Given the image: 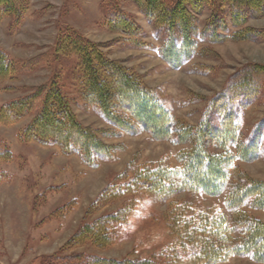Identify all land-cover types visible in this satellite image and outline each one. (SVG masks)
<instances>
[{
    "label": "rangeland",
    "instance_id": "rangeland-1",
    "mask_svg": "<svg viewBox=\"0 0 264 264\" xmlns=\"http://www.w3.org/2000/svg\"><path fill=\"white\" fill-rule=\"evenodd\" d=\"M26 2L27 12L18 25L13 24L12 17L0 19V50L15 69L11 76L0 78V109L54 80L70 100L82 127L113 134L103 141L112 151L110 160L90 167L77 154L67 155L53 145L22 141L20 134L39 112V101L19 121L0 123V264H69L57 258L73 254L118 261L153 260L156 264H212L208 254H202L204 251L198 247L203 236L197 234V226L200 219L223 211L225 195L184 192L160 203L148 192L129 190L87 211L107 186L121 184L119 179L130 164L133 169L161 164L176 168L177 156L189 146L174 142V135L159 141L144 131L120 134L107 124L96 109L83 102L77 55L68 44L57 49L58 37L64 30L74 31L98 45L107 59L120 63L153 93L176 130L198 128L209 101L227 84L247 78L258 81L260 97L239 110L241 132L247 133L264 118V74L251 67L264 65V16L249 18L243 27L262 30L260 40H241L242 34L236 38L232 34L241 29L229 26L218 44L192 39L195 57L183 65H173L161 59L165 37L156 32L136 0H119V6L143 31L136 37L106 27L103 0ZM210 18L208 10L196 17L199 32ZM30 60L38 62L29 70L22 69ZM129 121L137 124L132 118ZM204 139L210 153L223 155L213 139ZM223 150L228 158L233 155L229 145ZM227 168L231 181L242 176L264 183V154L250 162L232 159ZM172 204L188 207L179 213L171 211ZM121 209L127 212L125 221L114 231L112 243L104 248L89 242L66 246L82 224ZM169 213L178 218L174 226ZM246 213L264 224V211L246 209ZM192 233L195 240L190 238ZM194 247L199 253L191 256ZM221 264L257 263L230 257Z\"/></svg>",
    "mask_w": 264,
    "mask_h": 264
},
{
    "label": "trees",
    "instance_id": "trees-1",
    "mask_svg": "<svg viewBox=\"0 0 264 264\" xmlns=\"http://www.w3.org/2000/svg\"><path fill=\"white\" fill-rule=\"evenodd\" d=\"M136 1L156 32L165 37L161 59L168 63L172 61L173 65H183L195 57V42L192 39L198 37L218 44L229 26L241 29L232 34L236 38L242 34L241 40L258 41L263 37L262 30L243 27L249 18L264 16V0ZM103 2L108 29L129 37L143 35L142 29L119 6V0ZM27 7L26 0H0V19L12 17L13 24L18 25ZM205 10L211 13V18L204 30L199 32L196 17ZM67 44L77 55L82 100L96 109L107 124L120 134L144 131L159 141L170 140L174 135V142L189 146L177 156L176 168L161 164L133 169V164H130L119 179L121 184L107 186L87 211L98 209L129 190L148 192L160 203H166L184 192L215 197L225 195L223 211L198 221L197 234L203 236L199 249L204 251L202 254H208L207 259L212 264H221L230 257L248 258L254 263L264 264V224L246 213V209L264 211V183L237 175L231 181L226 173L230 160L250 162L264 154V118L247 133L241 132L239 123V110L260 97L258 81L247 78L236 84H227L209 101L203 113L204 121L198 128L176 130L153 93L144 89L120 63L107 59L98 45L74 31L64 30L59 34L57 49ZM37 62L30 60L22 69L29 70ZM13 67L10 59L0 50V78L11 76L15 70ZM251 67L264 74V65L253 64ZM35 101H39L40 109L20 134L22 141L53 145L67 155L77 154L90 167L110 160L112 148L103 141L113 134L82 127L70 107V100L54 80L4 105L0 109V123L10 125L19 121L28 115ZM129 118L136 120L137 124L131 125ZM204 137L213 139L223 155L210 153ZM226 145L233 151L229 158L223 150ZM186 207L172 204L171 211L181 213V209ZM126 213L125 209H121L82 224L66 246L89 242L99 248L106 247L115 240L114 231L124 224ZM172 213H169L168 219L174 226L178 218H173ZM190 238L195 240L196 235L192 233ZM198 253L194 247L190 254ZM57 261L69 264H156L153 260L118 261L83 254L57 258Z\"/></svg>",
    "mask_w": 264,
    "mask_h": 264
}]
</instances>
